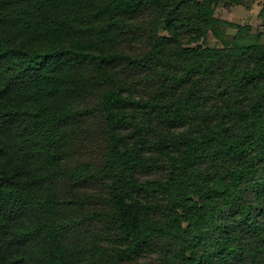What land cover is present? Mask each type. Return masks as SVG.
<instances>
[{"label": "trees", "instance_id": "1", "mask_svg": "<svg viewBox=\"0 0 264 264\" xmlns=\"http://www.w3.org/2000/svg\"><path fill=\"white\" fill-rule=\"evenodd\" d=\"M247 1L0 0V264H264Z\"/></svg>", "mask_w": 264, "mask_h": 264}, {"label": "rangeland", "instance_id": "2", "mask_svg": "<svg viewBox=\"0 0 264 264\" xmlns=\"http://www.w3.org/2000/svg\"><path fill=\"white\" fill-rule=\"evenodd\" d=\"M264 0H248L245 6L221 5L217 10V15L234 25H250L256 40L264 41V19L259 15ZM228 34L236 33V28L228 27ZM209 44H214L215 40L210 38Z\"/></svg>", "mask_w": 264, "mask_h": 264}]
</instances>
